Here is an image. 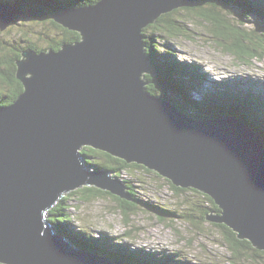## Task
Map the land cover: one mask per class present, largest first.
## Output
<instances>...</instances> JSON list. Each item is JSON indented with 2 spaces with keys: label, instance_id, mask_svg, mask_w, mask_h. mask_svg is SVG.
<instances>
[{
  "label": "water",
  "instance_id": "1",
  "mask_svg": "<svg viewBox=\"0 0 264 264\" xmlns=\"http://www.w3.org/2000/svg\"><path fill=\"white\" fill-rule=\"evenodd\" d=\"M194 4L98 0L63 7L49 18L80 38L58 50L20 52L15 75L23 89L0 106L1 263L129 264L68 243L47 219L49 207L82 185L132 200L107 170L87 169L84 145L206 193L220 210L205 220L264 251V145L243 112V120L192 118L170 98L150 93L142 78L156 74L143 28ZM20 13L0 0V30Z\"/></svg>",
  "mask_w": 264,
  "mask_h": 264
},
{
  "label": "rangeland",
  "instance_id": "2",
  "mask_svg": "<svg viewBox=\"0 0 264 264\" xmlns=\"http://www.w3.org/2000/svg\"><path fill=\"white\" fill-rule=\"evenodd\" d=\"M3 1L15 5L14 0ZM250 2L257 3L259 0H250ZM261 2L264 5V0ZM213 8L218 9V16H225L229 22L228 25L233 26L230 29L231 33L227 35L219 33L216 20H207L182 8L171 11L181 26L180 32H160L153 26L155 22L144 27L142 33L145 34H143L144 38L149 44L154 47L158 44L162 46L164 50H159L162 53H155L166 63L179 62L181 66H185L184 70L190 66V71L202 77L200 86V81L195 76L197 79L195 81L198 82L195 85L196 91L192 93L187 89L189 95L192 93L193 101H197L202 94L201 90L208 91L219 87H226L228 90L238 88L244 94L251 93L253 97L259 96L261 100H264V21L256 15V12H261L260 9H257L256 5H241L231 0L225 4H216ZM20 10L21 13L9 22L6 29L0 30V45L3 47L0 52H8V49H13L12 45L17 47L15 51L19 47L30 48V45L41 49L40 51H46L53 39L63 37V31L51 22L54 21L51 18L39 21L30 15L31 11L28 8H24L25 11ZM261 14L264 16L262 12ZM212 23L216 27H213ZM59 26L62 25L59 24ZM237 42L248 46L251 53L248 51L249 54L237 55L229 49L234 48ZM180 78L186 80L182 83L190 85L193 73H184L182 76L176 74L175 80ZM1 88L6 91L8 85L0 78ZM173 92L177 94L178 105L192 109V104H187L185 99H181L183 94L178 90H171L168 86L163 90L158 89V93L165 98L173 97ZM245 108L243 102L237 107L243 110L244 117L245 112L247 113ZM84 147L90 146L84 145L80 152ZM86 159L100 166L104 162V158L98 154L88 153ZM143 167H122L121 170L114 171L107 169L111 177L123 179L125 184L128 181L127 185L134 188L138 199L135 200L136 203H133L136 204L137 212L132 215L125 216L111 196L101 195L98 198L87 196L85 187L99 188L94 185H82L64 193L60 199L66 200V211L75 226L94 237L103 235L115 244L129 245L130 249L144 248L154 254H169L173 264H264V254H255L249 248H241L239 253L232 254L223 242L220 229L212 226L208 220L201 221L202 213L198 209L208 205L201 194L191 191V187H183L187 190L176 193L170 186V183L174 185L170 179L155 170L148 168L147 170ZM90 168L87 166V169ZM126 190L134 200L135 196L130 194L127 188ZM105 191L111 193L108 190ZM145 202L156 203L170 210L171 217L169 219L156 217L149 208L145 207L147 206ZM55 205L49 207L48 211ZM57 209L58 206L53 211ZM183 214L200 217V220L186 219ZM67 230L70 232V229L67 228ZM54 233L61 235V231L57 228ZM0 264L3 263L0 262Z\"/></svg>",
  "mask_w": 264,
  "mask_h": 264
},
{
  "label": "trees",
  "instance_id": "3",
  "mask_svg": "<svg viewBox=\"0 0 264 264\" xmlns=\"http://www.w3.org/2000/svg\"><path fill=\"white\" fill-rule=\"evenodd\" d=\"M98 0H14V4L20 7V9L24 10V8H28L31 12L30 15L37 18L39 21H46V18H49V15L62 10L63 7H79V6H86L88 4L94 3ZM229 0H195L194 5L183 7V10H187L190 12H194L197 16L216 20L217 21V28L219 33L229 34L231 27L233 26L228 25L229 22L227 18L224 16H218V9L213 8L216 4H225L228 3ZM236 3H241V5L246 4L250 6L256 5L257 9L264 14V5L261 1L257 3H252L250 0H231ZM212 8V9H211ZM25 11V10H24ZM261 12H256V15L261 17L264 21V16H262ZM50 20V19H49ZM55 24L56 27L60 28L63 31V37L58 39H53L52 43L49 44V49L58 50L63 44L65 43H74L77 41L80 36L78 32L67 30L63 26H59L58 23L51 21ZM154 24V23H153ZM212 23L213 27L216 25ZM157 30L160 32L163 31H181V26L179 25L178 21L173 17L172 12L167 13L164 16H161L158 20H156V24L153 25ZM207 26V25H206ZM235 28V26H234ZM222 29V30H220ZM222 31V32H221ZM237 31V30H236ZM164 32V33H165ZM235 35V30L233 31ZM144 34V33H143ZM145 35V34H144ZM144 42L146 44L145 53L149 58V65L152 69L156 71V74L152 75L149 73H143L142 78L148 81V84L145 86L146 89L157 96H161L165 98V96L158 93V89L163 90L167 86L171 88V90H178L181 92L187 101V104H192V109L189 107H184L181 104L178 105L176 100L177 94L175 92L173 98L171 97V101L178 105V108L186 113L189 116L196 119H206L212 118L217 116L223 115H233L235 117L240 118L243 120L242 117V110L237 109V107L242 104V102L246 106L245 112V121L247 122L248 126L255 131L258 136L260 137L261 141L264 145V100H261L259 96L253 97V94L247 93L244 94L237 89L235 90H228L226 87H219L217 89L202 91L197 101H193L192 93L196 91L195 85H197V80L195 78L196 73L194 71H190V66L188 69L184 70L181 66V63L171 62L166 63L163 59L160 58L158 53H162L159 50H164L161 48L160 44L155 45L149 44L147 39L144 38ZM236 45V46H235ZM31 49L36 51H40L41 49L36 48L33 45H30ZM234 48L230 47L232 51H234L237 55H241L243 53H251L248 46H244L239 42L234 44ZM13 49H8L7 51L0 52V78L3 83L8 85L6 91L2 88L0 89V106L9 105L11 104L16 96L22 91L23 87L21 82L16 78V65L15 59L20 56V52L24 49L19 47L17 51L14 49L17 48L15 45L11 46ZM158 48V50H157ZM3 50V47L0 45V51ZM249 54V53H248ZM157 58V60H154ZM173 70V71H170ZM193 73V79L190 85L186 83H182V81H186L184 78H180L179 80H175L176 74L179 76L184 75V73ZM171 75V76H170ZM200 81V86L202 85L201 80L202 77L196 76ZM206 80V75H204ZM194 80V82H193ZM189 83V82H187ZM165 87V88H164ZM175 88V89H174ZM187 89L192 92L190 95L188 94ZM169 90V89H168ZM198 92V91H197ZM180 93V94H181ZM231 97V98H230ZM234 97V98H232ZM244 100V101H243ZM263 101V102H262ZM194 103V104H193ZM185 104V106H187ZM82 156L87 157L88 153L98 154L100 157L104 158V162L100 165L96 162H89L87 159L85 160V165L91 167L92 169L101 168L114 171V170H121L122 167H130V166H140L139 164L135 163H126L124 160L117 158L107 152L92 148V147H84L82 150ZM145 168V167H143ZM147 169V168H145ZM148 170V169H147ZM124 186H127V189L130 191L134 197V200H127L116 195H113L105 190H101L99 188H95L93 186L85 187L87 189V196H92L98 198L101 195H108L111 196L117 203L118 208L123 212L125 216L135 214L137 212L135 200H137L136 193L134 192V188L128 186V181L126 184L123 179H120ZM171 188L174 192L179 193L183 192L187 189L174 186L170 183ZM191 191H195L201 194L205 200L208 202V205L203 207L201 206L198 211L202 213L201 221L204 222L205 218L204 215L210 210L214 212H219L220 208L216 206L212 198L200 191L190 188ZM76 193V191H75ZM65 199H60L58 204L57 210L51 209L48 211V219L52 223V225L61 231V234L69 241L72 242L73 245L84 248L88 251H91L95 254H99L102 256H107L111 259L122 260L129 264H173L172 259L170 258L169 254H154L149 251H146L144 248L141 249H130L129 245H118L110 241L105 236L94 237L92 234H88L84 230H79L80 228L75 227L73 221L69 218L70 215L66 211L65 206ZM135 201V202H134ZM153 214L156 217H163L164 219H169L171 217L170 210L162 208L159 204L145 202ZM209 211V212H210ZM184 218L192 220L196 218L200 220V217H194L183 214ZM212 226H215L220 229L221 235L223 238L224 244L231 250L232 254L239 253L241 248H249L254 251L255 254H264V251L258 250L253 248L251 243L247 240H240L236 237V233L227 227L225 224L222 223H213L211 222ZM70 229V232L67 230ZM81 240V241H79ZM76 241V242H74ZM4 264V263H3Z\"/></svg>",
  "mask_w": 264,
  "mask_h": 264
},
{
  "label": "bare ground",
  "instance_id": "4",
  "mask_svg": "<svg viewBox=\"0 0 264 264\" xmlns=\"http://www.w3.org/2000/svg\"><path fill=\"white\" fill-rule=\"evenodd\" d=\"M76 227V226H75ZM77 228H79V227H77ZM68 243H70V241L68 240Z\"/></svg>",
  "mask_w": 264,
  "mask_h": 264
}]
</instances>
